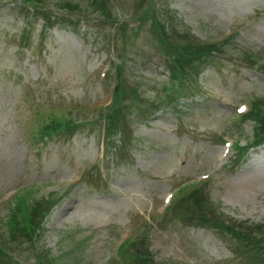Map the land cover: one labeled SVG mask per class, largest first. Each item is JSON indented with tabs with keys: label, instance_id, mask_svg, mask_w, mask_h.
Wrapping results in <instances>:
<instances>
[{
	"label": "rangeland",
	"instance_id": "1",
	"mask_svg": "<svg viewBox=\"0 0 264 264\" xmlns=\"http://www.w3.org/2000/svg\"><path fill=\"white\" fill-rule=\"evenodd\" d=\"M18 1L0 0V236L23 190L36 217L2 247L30 264H264V142L246 146L264 118L233 124L264 102V0Z\"/></svg>",
	"mask_w": 264,
	"mask_h": 264
},
{
	"label": "bare ground",
	"instance_id": "2",
	"mask_svg": "<svg viewBox=\"0 0 264 264\" xmlns=\"http://www.w3.org/2000/svg\"><path fill=\"white\" fill-rule=\"evenodd\" d=\"M145 210V209H144ZM143 211V210H142Z\"/></svg>",
	"mask_w": 264,
	"mask_h": 264
}]
</instances>
